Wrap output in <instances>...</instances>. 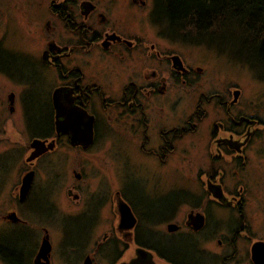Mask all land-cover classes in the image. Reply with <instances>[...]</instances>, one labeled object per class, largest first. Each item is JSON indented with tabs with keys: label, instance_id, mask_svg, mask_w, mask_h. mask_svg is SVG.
Returning <instances> with one entry per match:
<instances>
[{
	"label": "flooded vegetation",
	"instance_id": "flooded-vegetation-1",
	"mask_svg": "<svg viewBox=\"0 0 264 264\" xmlns=\"http://www.w3.org/2000/svg\"><path fill=\"white\" fill-rule=\"evenodd\" d=\"M156 3L0 0V204L14 200L0 210L3 264H35L44 238L50 240L45 222L64 220L53 192L36 191L40 169L57 187L72 152L87 156L104 145L108 156L113 139L121 142V167L130 165L109 200V189L105 198L85 200L88 165L67 166L74 178L67 195L79 209L69 217L88 222L83 244L109 213L113 231L103 232L96 250L114 241V252L142 247L157 264H264V118L237 84L192 60V45L205 42L168 29ZM90 122L87 144L82 130ZM35 139L53 147L31 159ZM142 157L182 175L169 196L156 198L155 178L146 194L145 180L130 174L149 168ZM138 193L149 200H137ZM124 203L136 219L132 228H119ZM38 214L47 218L41 233Z\"/></svg>",
	"mask_w": 264,
	"mask_h": 264
},
{
	"label": "rangeland",
	"instance_id": "rangeland-1",
	"mask_svg": "<svg viewBox=\"0 0 264 264\" xmlns=\"http://www.w3.org/2000/svg\"><path fill=\"white\" fill-rule=\"evenodd\" d=\"M227 44L228 43H225V40L222 39L221 41L220 39L217 42L215 41L214 44L198 43V45H192L190 49V57L192 60L203 64V66L208 69L210 75L222 78L225 83L237 84L239 88L244 91V95L247 96L255 106L256 112L264 118V74L260 77L255 68L250 67L247 62L241 60L237 54L228 49L226 46ZM218 73L222 74L223 77L219 76L220 74L216 75ZM3 81L4 80L0 78L1 90L4 87ZM36 110L40 112V115L37 117L38 119L41 117L43 109L38 108ZM112 141L113 144L108 156L105 153L108 146L104 145L102 149L101 146L97 148L95 147L87 156H77L72 152L70 154V160L65 163V166L61 163L60 168H64L62 169L63 171L60 178L61 183H59L57 187H55V185L51 182L47 184L44 181L47 177L46 174L48 173L47 168H41L39 171L40 173L36 183V191H39L38 189L41 187L49 189L48 191H52L53 197H55V201L59 207H57V209H59L60 214H64V220L62 222L58 219H54V221L48 220V222H45L46 227L50 230V240L53 245L51 264H83L88 255L93 258V261L96 264H118L135 255V252L131 255L130 250L121 255L115 256L114 251L110 247V245H114V241H109L105 246H103V248L96 250L98 243L106 241L103 238V232L107 230L113 231L114 217L111 214L104 213L102 221L101 219H99L100 221H97L96 226L94 227L95 230L88 235L86 239V244H83L85 243L84 241L86 238L83 229L84 225L88 222L74 220L69 217L71 213H75L79 210L74 203L75 199L72 196L67 195V189L71 187L74 179L71 172H69V167L67 166L70 164L72 165L73 162H81L88 165V169L86 170L89 174L87 182L90 184V187L86 189L85 195L81 192L83 198L85 197V200H88L90 197L105 198V191H107V189H109L110 192L107 193L108 197L106 200H109L113 192L121 188V183L123 181L122 169L127 171L130 164L125 160L124 165L121 167L123 162V157L120 152L121 142L117 139H113ZM113 151L114 155L112 157ZM142 158L145 160L146 165L149 168L141 167L139 171L130 170V172H136L130 174L141 177L145 180L143 182L145 183L146 194H148V187L152 190V184L156 180H160L159 184L156 182V198L162 200L163 196H169L171 194L170 190L173 189V181H181L183 178L182 175L180 173L173 174L172 172L167 174L166 170L158 166H156L157 169H155L153 159L145 157ZM135 160L139 161L137 157H135ZM16 170L14 179L20 169ZM126 173L127 172H125V174ZM154 178L156 180L153 181ZM50 186H52L53 189H51ZM153 191L155 192L154 189ZM7 192L8 189L3 193L5 197L9 195ZM137 195L140 196L137 200H149V198L143 197L142 193H138ZM13 201L14 200L10 199L1 200L0 210L10 208ZM109 210L111 209L109 208ZM37 216L41 215L38 214ZM45 217L46 216L43 215L34 221V227L38 229L40 233L41 224L44 223L43 220L47 219ZM4 229L5 227L1 226L0 230L2 231ZM6 233L8 240H11L12 231ZM39 238L41 239V235ZM33 239V235L29 237V250H33L34 248L33 245H35V243L32 245ZM72 244H78L79 247H74ZM0 264H3L1 260Z\"/></svg>",
	"mask_w": 264,
	"mask_h": 264
},
{
	"label": "trees",
	"instance_id": "trees-1",
	"mask_svg": "<svg viewBox=\"0 0 264 264\" xmlns=\"http://www.w3.org/2000/svg\"><path fill=\"white\" fill-rule=\"evenodd\" d=\"M159 18L180 37L214 44L221 39L264 74V0H156ZM152 248V246H149ZM116 255L122 252L115 251ZM118 253V254H117Z\"/></svg>",
	"mask_w": 264,
	"mask_h": 264
},
{
	"label": "water",
	"instance_id": "water-1",
	"mask_svg": "<svg viewBox=\"0 0 264 264\" xmlns=\"http://www.w3.org/2000/svg\"><path fill=\"white\" fill-rule=\"evenodd\" d=\"M57 94V91H55V96ZM78 131V130H77ZM82 133L85 134V142L87 144H90L92 142L93 139V124L92 122H90L89 125H85V128L82 130ZM84 141V140H82ZM50 148L53 147V144L51 145V143L49 144ZM32 147L34 148V153L31 156V159H34L35 157H37L38 155L42 154L43 151H45L46 149H48V145L46 144L45 141L39 140V139H35L32 143ZM33 177H34V171H30L28 172L23 179L22 182V186H21V194L22 197H24L28 191L31 188L32 182H33ZM125 204V203H124ZM124 206L126 208H128V212L131 218V222H129V216L128 213H126ZM123 209H121V214H120V221H119V228H124V227H129L132 228L135 223H136V219L134 217V215H132V212L129 211V206L128 205H123L122 206ZM52 249V245L50 243V240L48 237H45L40 251L38 253L37 259L35 261V264H49V254L51 252ZM83 264H96L93 261V258L88 255ZM118 264H157L155 259H154V253L148 249L139 247L136 249L135 251V256L130 259H127L125 261H122Z\"/></svg>",
	"mask_w": 264,
	"mask_h": 264
}]
</instances>
